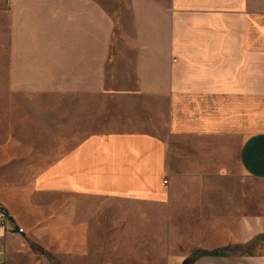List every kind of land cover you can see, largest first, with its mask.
Returning <instances> with one entry per match:
<instances>
[{
	"label": "crops",
	"instance_id": "1",
	"mask_svg": "<svg viewBox=\"0 0 264 264\" xmlns=\"http://www.w3.org/2000/svg\"><path fill=\"white\" fill-rule=\"evenodd\" d=\"M0 39L8 93L111 114L39 190L163 215L157 264H264V0H0Z\"/></svg>",
	"mask_w": 264,
	"mask_h": 264
},
{
	"label": "rangeland",
	"instance_id": "2",
	"mask_svg": "<svg viewBox=\"0 0 264 264\" xmlns=\"http://www.w3.org/2000/svg\"><path fill=\"white\" fill-rule=\"evenodd\" d=\"M3 53L0 39V202L12 213L9 227H24L18 233L23 244L15 235L6 237L22 249V264H157L154 257L164 250L158 245L165 238L163 215L37 188L36 176L84 133L111 129V114H102L98 100L94 114L71 118L73 106L60 96L8 93ZM111 102L106 97L104 108ZM262 187L253 181L254 206ZM10 228L0 230L15 232Z\"/></svg>",
	"mask_w": 264,
	"mask_h": 264
},
{
	"label": "built area",
	"instance_id": "3",
	"mask_svg": "<svg viewBox=\"0 0 264 264\" xmlns=\"http://www.w3.org/2000/svg\"><path fill=\"white\" fill-rule=\"evenodd\" d=\"M12 213L11 211L2 203H0V229L3 231H7L10 227V221L12 220ZM17 233L24 232V228L21 226H17L13 228Z\"/></svg>",
	"mask_w": 264,
	"mask_h": 264
},
{
	"label": "trees",
	"instance_id": "4",
	"mask_svg": "<svg viewBox=\"0 0 264 264\" xmlns=\"http://www.w3.org/2000/svg\"><path fill=\"white\" fill-rule=\"evenodd\" d=\"M225 252H226V249L224 248V249H217V250L203 252V253H206V254H222ZM184 263H185V261H184Z\"/></svg>",
	"mask_w": 264,
	"mask_h": 264
}]
</instances>
